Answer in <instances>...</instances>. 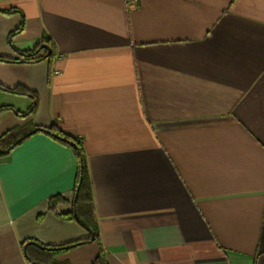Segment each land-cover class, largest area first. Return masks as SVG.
Instances as JSON below:
<instances>
[{
	"label": "crops",
	"instance_id": "crops-1",
	"mask_svg": "<svg viewBox=\"0 0 264 264\" xmlns=\"http://www.w3.org/2000/svg\"><path fill=\"white\" fill-rule=\"evenodd\" d=\"M0 56L50 36V62L0 60V135L28 122L81 139L98 240L91 264H264V0H0ZM22 31L11 42V31ZM14 108L16 110H14ZM79 159L38 131L0 158V264L94 235L67 218ZM51 196H59L55 210ZM28 242L22 246V242ZM37 242V243H35ZM27 249V248H26Z\"/></svg>",
	"mask_w": 264,
	"mask_h": 264
},
{
	"label": "trees",
	"instance_id": "trees-1",
	"mask_svg": "<svg viewBox=\"0 0 264 264\" xmlns=\"http://www.w3.org/2000/svg\"><path fill=\"white\" fill-rule=\"evenodd\" d=\"M0 10L5 13H12L14 11H17V9L2 8H0ZM23 27L24 19L22 20L18 28L11 31L9 35L10 42L16 34L22 31ZM44 44H48L51 47V53H48V51L43 47ZM16 50L22 55V58L0 56V60L29 63L36 62L42 59H49V61L52 62L58 55L54 41L50 36L47 35H43V39L33 49ZM0 88L17 94L28 95L32 98V104L23 112H20L19 110H16L14 108V110H16V112L20 116L33 114L38 110L39 100L37 94L29 90L25 86L18 85L9 88L0 83ZM6 109H12V107L8 105H1L0 114ZM38 131L48 133L49 135L54 136L59 140H62L68 144L70 143L75 149L79 159V169L76 175L75 183V192L78 193V199L76 203L74 199L70 202L73 205L74 209L72 210V212H69L66 217L77 220L86 230L90 232V234L92 233L94 235V238L89 235L87 238L77 239L61 245L44 244L37 241L38 244L30 243L28 245L26 249V257L32 264H71L69 262L59 260L57 258L58 254L62 251L81 245L83 243L98 240L100 235V229L95 214L92 179L88 167L86 152L81 139L68 135L66 132L60 129V127H58L56 122H54L51 126L35 125L28 122L24 125H16L12 129L8 130L5 134L0 135V158H8L11 151L17 145H19L27 137L32 135V133H36ZM62 200H64L62 197L51 196L49 199L50 209L55 210L57 203ZM27 242L28 240H24L22 242V246H24ZM91 264H109L105 252L101 251Z\"/></svg>",
	"mask_w": 264,
	"mask_h": 264
},
{
	"label": "water",
	"instance_id": "water-1",
	"mask_svg": "<svg viewBox=\"0 0 264 264\" xmlns=\"http://www.w3.org/2000/svg\"><path fill=\"white\" fill-rule=\"evenodd\" d=\"M43 47L48 51V53H51L52 49H51V47L48 44H44ZM77 199H78V193L75 194V203H76ZM26 248H27V244L24 246V252H25V254H26Z\"/></svg>",
	"mask_w": 264,
	"mask_h": 264
},
{
	"label": "rangeland",
	"instance_id": "rangeland-1",
	"mask_svg": "<svg viewBox=\"0 0 264 264\" xmlns=\"http://www.w3.org/2000/svg\"><path fill=\"white\" fill-rule=\"evenodd\" d=\"M12 151H13V150H12ZM12 151H11V152H12Z\"/></svg>",
	"mask_w": 264,
	"mask_h": 264
}]
</instances>
